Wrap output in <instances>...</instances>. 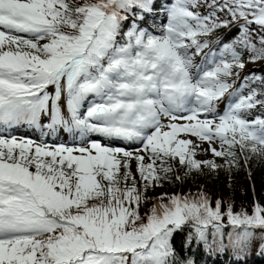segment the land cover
Listing matches in <instances>:
<instances>
[{
  "label": "snow or ice",
  "instance_id": "1",
  "mask_svg": "<svg viewBox=\"0 0 264 264\" xmlns=\"http://www.w3.org/2000/svg\"><path fill=\"white\" fill-rule=\"evenodd\" d=\"M258 61L264 0H0V264H197L194 246L248 264L257 239L264 254L259 201L148 195L264 159V73L240 77Z\"/></svg>",
  "mask_w": 264,
  "mask_h": 264
},
{
  "label": "trees",
  "instance_id": "2",
  "mask_svg": "<svg viewBox=\"0 0 264 264\" xmlns=\"http://www.w3.org/2000/svg\"><path fill=\"white\" fill-rule=\"evenodd\" d=\"M201 14H206V9ZM230 28L231 31L228 28L217 30L216 34L209 39L213 41L218 39L221 43L230 42L238 34L236 25H230ZM211 46L217 47L215 43ZM245 59H247V55H245ZM251 72L264 73V61L246 63L245 69L240 73L241 79ZM216 162L223 163L219 158H216ZM239 163L240 167L233 168L231 171L224 169L208 171L205 169L203 174H193L185 178L183 182L175 180L173 183L166 182L163 187L150 191L148 195L157 197L161 193H166L161 191L162 188L167 189L170 192L167 193L169 195L179 188L183 191L181 195H195L203 191L213 203L216 200H223L225 204H234V211H240L244 208L251 214L254 200L264 204V159L253 158L247 164L241 159ZM176 175H183V171L174 172L173 178ZM155 202V200H151L148 207ZM141 211L143 212L145 209H141ZM227 231L228 229H225V232ZM193 251L197 253L195 257L197 264H230L232 260L236 259L231 249L224 251L216 246H213L210 252L207 248L201 247L198 250L194 246ZM247 261L248 264H264V254L260 252L259 239L253 243L251 251L247 255Z\"/></svg>",
  "mask_w": 264,
  "mask_h": 264
},
{
  "label": "rangeland",
  "instance_id": "3",
  "mask_svg": "<svg viewBox=\"0 0 264 264\" xmlns=\"http://www.w3.org/2000/svg\"><path fill=\"white\" fill-rule=\"evenodd\" d=\"M204 10L205 9L201 8L200 9V12L202 13ZM156 22L162 24L164 21L161 19V20H157ZM146 24H150V22H148V23L146 22ZM195 60H196L197 63H199L200 62V57L197 56L195 58ZM224 107H225L224 104H221L220 105L221 110ZM14 134L17 135V136H28V137H32L33 139H36L37 137H39V133L38 132H34L33 130L27 128L26 126H21L18 130H16L14 132ZM59 135L61 136V138H62L63 141H69L71 139L68 136L67 133L61 132ZM49 139L52 140L54 138L53 137H50ZM205 147H207V145H205ZM197 159H200V160H211V159H213V157L211 156L210 153H208V154H203L202 153V154L198 155ZM134 170H135V163H133V171ZM161 191H165L166 193H170L167 189L164 190L163 188L161 189ZM157 193H158V191H157ZM182 193H183V191H182L181 188H179V189H177L176 191L173 192V194H180V195Z\"/></svg>",
  "mask_w": 264,
  "mask_h": 264
}]
</instances>
